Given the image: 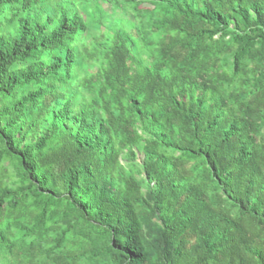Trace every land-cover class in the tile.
<instances>
[{
	"label": "trees",
	"instance_id": "trees-1",
	"mask_svg": "<svg viewBox=\"0 0 264 264\" xmlns=\"http://www.w3.org/2000/svg\"><path fill=\"white\" fill-rule=\"evenodd\" d=\"M0 264H264V0H0Z\"/></svg>",
	"mask_w": 264,
	"mask_h": 264
},
{
	"label": "clouds",
	"instance_id": "clouds-1",
	"mask_svg": "<svg viewBox=\"0 0 264 264\" xmlns=\"http://www.w3.org/2000/svg\"><path fill=\"white\" fill-rule=\"evenodd\" d=\"M103 4L105 5V7L103 6ZM118 6H119V4H118ZM100 7H101V9L103 10V11H108V6H107V4L106 3H100Z\"/></svg>",
	"mask_w": 264,
	"mask_h": 264
},
{
	"label": "rangeland",
	"instance_id": "rangeland-1",
	"mask_svg": "<svg viewBox=\"0 0 264 264\" xmlns=\"http://www.w3.org/2000/svg\"><path fill=\"white\" fill-rule=\"evenodd\" d=\"M103 6L105 7V5L103 4ZM115 11H117V10H115ZM118 15V14H117Z\"/></svg>",
	"mask_w": 264,
	"mask_h": 264
}]
</instances>
